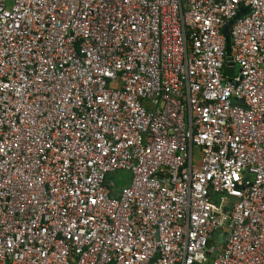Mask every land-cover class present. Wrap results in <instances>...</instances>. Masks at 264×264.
<instances>
[{
    "label": "built area",
    "instance_id": "1",
    "mask_svg": "<svg viewBox=\"0 0 264 264\" xmlns=\"http://www.w3.org/2000/svg\"><path fill=\"white\" fill-rule=\"evenodd\" d=\"M0 264H264V0H0Z\"/></svg>",
    "mask_w": 264,
    "mask_h": 264
},
{
    "label": "water",
    "instance_id": "2",
    "mask_svg": "<svg viewBox=\"0 0 264 264\" xmlns=\"http://www.w3.org/2000/svg\"><path fill=\"white\" fill-rule=\"evenodd\" d=\"M234 20L229 21L223 28V35L227 36L229 34V28L230 26L233 24ZM226 66L223 68V73L225 75H233L234 71H235V65L232 62L231 57H227L226 58ZM232 200H234V198H232Z\"/></svg>",
    "mask_w": 264,
    "mask_h": 264
},
{
    "label": "trees",
    "instance_id": "3",
    "mask_svg": "<svg viewBox=\"0 0 264 264\" xmlns=\"http://www.w3.org/2000/svg\"><path fill=\"white\" fill-rule=\"evenodd\" d=\"M226 42H227V44L229 43V37H227L226 36ZM226 54H229V48H228V46L226 47ZM117 174V173H116ZM118 174L117 175H115V174H113V175H111V176H109V178L108 179H111V180H113V181H117V178H118ZM123 176V175H122ZM116 177V178H115ZM212 243V242H211Z\"/></svg>",
    "mask_w": 264,
    "mask_h": 264
},
{
    "label": "rangeland",
    "instance_id": "4",
    "mask_svg": "<svg viewBox=\"0 0 264 264\" xmlns=\"http://www.w3.org/2000/svg\"><path fill=\"white\" fill-rule=\"evenodd\" d=\"M236 72H237V69L235 70ZM115 175H117V174H115ZM119 175V174H118ZM121 175H123V177L125 178H127L128 177V175L127 174H125V173H121ZM116 178V177H115Z\"/></svg>",
    "mask_w": 264,
    "mask_h": 264
}]
</instances>
